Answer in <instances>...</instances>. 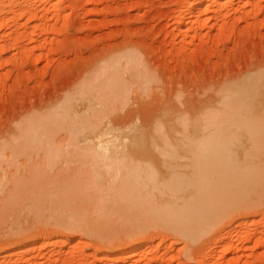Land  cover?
Listing matches in <instances>:
<instances>
[{
  "label": "rangeland",
  "instance_id": "rangeland-1",
  "mask_svg": "<svg viewBox=\"0 0 264 264\" xmlns=\"http://www.w3.org/2000/svg\"><path fill=\"white\" fill-rule=\"evenodd\" d=\"M1 8L0 183L7 184L4 193L13 184L24 188L20 192L24 201L16 206L17 212L22 214L28 212V208H25L28 200L51 197L58 201L63 198L60 190L75 184L79 185L77 191L80 190L77 200H82V203L84 196L90 202V194L95 191L91 186L95 168L99 166L94 161L110 156L119 159L117 162L123 161L124 154L121 152L124 151H132L136 159L141 157L144 162L151 160L152 165L159 170V175L164 172L167 174L168 178L161 177L166 183L176 182L172 181L173 173L168 169L176 167L179 161L183 162V167H176L179 173L186 166L189 168L190 162L197 157L194 152L199 149L203 151V141L209 143L210 139H199L195 137L198 133L193 135V132L191 134L195 138L191 135L192 141L187 140L190 134L186 139L182 135L184 140L179 143L181 136L175 140L178 136L175 135L171 144L170 137L158 138L155 126L160 122L166 123L168 119L180 118L184 116L182 113L185 116L188 114L185 118L181 117L184 119H188L191 114L194 117L200 114L198 122L191 119L195 125L196 122L200 124L203 115L201 110L217 104L223 87L243 86V81L264 73V0H0ZM196 8L198 11H194ZM179 18H183L182 21ZM130 54L137 57L140 67L145 68V77H148L145 83H148L144 87L141 85L142 89L137 87L136 91L131 90L133 92L127 100L121 98L106 106H102L97 98L91 96L92 99L82 93V90L90 93L91 88L92 92L97 88L89 85H95L98 78H105V67L109 63ZM263 84L258 88L256 101L244 102L260 103L251 107L257 110L246 120L238 119L223 124L238 127L229 128L231 133L238 136L234 138L235 146L231 147L238 148L239 151L235 152L253 151L264 155ZM87 86L90 90L86 89ZM65 102V105L72 103V109L77 112V127L86 126L84 132H77V150L70 151L62 144V149L56 148L55 156L42 150L9 157V150L3 151L14 139L18 124L29 120L33 123L48 121L57 114L54 113L60 105L65 106L62 105ZM199 124L196 130L200 128L201 131L203 124L201 127ZM168 125L169 122L164 127ZM63 134H57V139ZM199 137H203L202 133ZM152 141L157 143L151 145ZM174 141L178 142L177 146L174 144L175 147ZM156 150L164 155L160 156ZM167 154L169 156L166 157ZM170 154L176 157H170ZM177 157L180 159L174 163ZM186 159L189 165L184 162ZM169 174L172 175L170 178ZM3 192H0V199L3 198ZM157 193L156 197L159 198ZM77 202L81 209L85 207L86 203ZM27 207H30L29 204ZM13 212L9 210L8 214ZM247 212L241 214L240 218H234L233 215L232 220H229L230 225H239V231L233 235L239 240L237 252L231 250L218 257L212 256V259L205 255L211 246L215 249L228 242L229 237L215 239L213 233L220 227L228 226L226 220L229 217L193 241L169 232L161 233L162 227H159V231H153L157 235L152 237L159 250L148 251L145 256L153 254L156 260L151 264H205L208 261L214 264H264V197L254 211L249 209ZM34 213V210L30 211V214ZM83 213L77 216L87 218L83 220L88 225L82 226L85 228L83 232L75 234V240L71 239L74 242H64L59 234L49 235L42 222L34 220L30 224V214H24L26 217L17 214L21 216L20 225L22 222L24 227L29 224L27 231L33 230V236L26 241L28 243L31 239L29 243L32 246L15 253L14 257H0V264H104L106 260L103 257L116 253L117 249L109 250L103 245L109 241L111 245L121 243L131 219L121 213L101 217L89 214L92 211ZM12 224L15 226L10 216L0 224V246L3 248L14 246L21 239L19 236L14 237L15 240L10 238L7 231ZM249 233L253 234L252 238L247 236ZM143 242L127 247L123 245L122 250ZM206 257L208 261H205ZM115 264L129 262L121 259Z\"/></svg>",
  "mask_w": 264,
  "mask_h": 264
},
{
  "label": "bare ground",
  "instance_id": "bare-ground-1",
  "mask_svg": "<svg viewBox=\"0 0 264 264\" xmlns=\"http://www.w3.org/2000/svg\"><path fill=\"white\" fill-rule=\"evenodd\" d=\"M0 11H2V8L0 9ZM194 11H198V9L196 8V10L194 9ZM203 12L205 13L207 11ZM182 19L180 20L182 21ZM136 58L134 57V55L130 54L129 56H120L112 63H109V65L105 67V78L103 80L98 78L94 82L95 85H89L91 87L94 86V88L95 86L97 87L96 89H94V93L92 92L93 89L91 88L90 90L88 86L87 88H85L87 90L89 88L90 93H86L83 90L82 93L89 95L90 97L92 96L94 99L97 98V101H99L102 106H106L108 105V103H110V105L116 103L121 98L127 100L130 93L133 92H131V90L136 91L135 89L137 87L140 89L141 85H143L144 87V85L148 83V81L145 83L146 79L148 78L147 76L145 77V68L139 66V60L137 59V62ZM121 61H123V63H121ZM150 74L151 73L149 71V75ZM242 83H244L243 86L230 85L225 88L223 87V89L219 92L217 104L209 106L207 109L205 108L206 111L205 109L201 110L202 112L200 113L203 114V118L201 117V119L199 120L200 124L197 123V118H200V114L198 115V117H196L197 115L194 117L193 114H191V116L189 115L188 119L191 120L194 118L193 120L197 121L196 125L199 124V127H201V123L203 124V126L201 127L203 128V130L201 131L199 130L200 128L196 130V128H198V125L196 126L193 120L189 122L187 118L184 119L188 115L186 114L185 116V113H182L185 117L181 113L180 115L178 114L179 116L182 115L181 117L184 118H177L175 115L177 119H168L169 121H167L166 123L168 124L169 122V125L166 127H164V125H167L165 122L164 124L160 122L162 124V128L160 123V126L158 124L157 126H155L154 130L155 132H157L158 138L164 137V139H166L170 137L169 143L171 144V140L173 141L172 137H174L175 139V135H178L175 140L179 139V135L181 136L180 140H178L179 143H181V141L184 140L183 136H185L186 139V136L188 137V135L190 134V137L187 139L189 140L190 138H192L191 133L193 132V135L195 134V132L198 133V135H195V137L197 136L199 139H210L209 143L203 141L204 145L200 146H202V149L204 150L201 151V149H199V151H195L196 153L194 152V154H196L195 156H197L196 159L193 162H190L192 165L189 163L190 167L188 168V166H186L187 168L183 169L181 173H179L178 169L176 168L178 165H181L183 163H181L180 161L179 163H177L178 159H180L179 157H177V161L174 162L178 164L175 165L176 167L169 168L170 162H167L169 164L167 166L169 168H167L168 171L171 174L173 173L172 175L174 179H172V181L176 180V182L168 181V183H166V180L163 178H168L167 174H164V172V175L162 174L163 176L161 174L159 175V170L156 166L152 165L151 160V163L148 161L147 163L146 161L144 162L143 160H141V157H139L140 159H136L137 157L133 156L132 151H124L121 152V154H124L123 161L117 162V160L119 159L114 158L113 156L105 158L101 161H94V163L99 166H96L95 168L96 174L91 185L95 189V191L93 193L91 192L92 194H90V199L92 198L90 202H87L84 196L82 203V200H77V197L79 198L77 192L80 191H77V189L79 188V185L77 184L68 187V189L67 187H65V189L63 188L62 190H60L63 198L58 201L54 200L51 197L44 199H31L32 201L28 200L29 202L27 201L25 203V208H28V212L26 209L27 213L24 214H30V211L32 210L35 211L34 214H30L31 216L28 215L30 216V218H28L30 220V224L31 221L34 220L42 222L46 225V228L44 230L47 231L49 235L50 233H53V235L59 234L60 237H63L62 240L64 242L65 240L74 242L75 234L77 235L78 232H83L85 230V228L83 229V227H87L85 225H88L84 222L85 220H83L87 218H79L77 214H82V212H84L83 214H87L89 213V211H92V213L89 214L94 213L97 214L98 217H101V215H110L112 213H121L122 216L128 215L131 219V225L129 224L130 227H128L126 233H124L122 242L119 244L115 243L114 245H111L110 243L112 242L109 241L110 243H105L103 241L105 243L103 245L104 248H107L109 250L117 249L116 253L114 252L112 253V255H106V257L104 256L105 258L103 257V259L106 260L104 264H115L118 263V261L120 262L121 259L122 261H128L129 264H140L141 262V264H151L156 259L154 260V257L152 256L153 254L147 257L145 256V254L146 252L148 253V251L156 252L159 250V247L153 242L152 238L156 233H154L153 231H157L159 227L165 228L166 230L165 231L160 228L161 231H163L161 233L166 234L167 232H169L176 237L184 236L185 239L187 237V239L189 238V240L192 239L190 241H193L202 234L210 231V229L215 224H219L222 222V220L230 217L228 221L226 220V224L227 222L229 224L228 226L223 224V226L226 227H220L219 230L213 233V235L215 234V239L229 237V240H227L228 242L215 249H212L211 246L210 250L205 255L209 256L208 258H211L212 256L218 257L219 255H224L231 250H235L237 252L239 240L236 237L234 238L233 235H236V233L239 231V225L232 226L230 225L229 220H232L231 216L233 215L234 218H238L241 214L248 213L247 211L249 209L251 211H254L258 206V202H261V199L264 197V157L261 158L263 154L253 151H243L241 153H238L237 151L235 152V150H238V148H233V150L231 147L235 146L233 143H236L235 140L238 136L237 134L234 135L233 133H231L229 128L235 129L238 127L232 125H223L225 123H233L238 119L246 120L252 112L257 110H254V108H252V110L251 107H255L260 104H245L244 102H251L254 100L256 101L258 99V88L261 83H264V73L258 74V76L243 81ZM143 87H141V89ZM95 91L97 92L95 93ZM261 95L263 96L264 92ZM89 96L88 98H90ZM263 99L264 98H262V101L264 102ZM65 104L66 102L62 105ZM60 107L57 108L58 111H60L58 112L56 109L55 111L57 112L53 113L57 114H51L52 116H50L52 118L50 117L48 121L39 120L33 123L31 120V123L29 120L18 124L16 130L14 131V139L3 149V151L9 150V157H11V155L15 156L16 154L18 155V153H25L27 151L38 152L42 150H44L51 156H55L56 148L62 149V144H64V146H66L70 151L77 150V132H84L86 130V126L82 125L81 128L77 127V112L72 109V103L69 102L67 105L61 107V109ZM203 111L205 113H203ZM173 120L175 121L173 122ZM61 132H64L63 136L60 139H57V134L59 135ZM201 133L203 137H199L201 136ZM195 137L193 136V138ZM234 138L236 139L234 140ZM190 140L192 141V139ZM196 140L193 139V141ZM191 141L190 143H192ZM152 142L153 143H151V145H155L156 141ZM174 142L173 145H178L177 141ZM181 145H183V143ZM167 146L170 145L167 144ZM167 146L164 144V147ZM181 148L183 150V146H181ZM20 150L23 151L20 152ZM184 150L186 151L185 147ZM156 151L158 154H161L160 156H162L163 153H159L160 150L159 152L158 150ZM153 152H155L154 149ZM178 152L176 153L177 155ZM182 152L186 155H189L186 153L187 151ZM182 152L180 151L179 153ZM74 153V155H76L77 151H75ZM170 153H172V151ZM8 156L7 158H9ZM167 156L169 155L167 154L166 157ZM171 156L172 155L170 154V157ZM174 156L175 155H173L172 157ZM187 158H190L192 160L190 156H187ZM172 159L173 158H171V161ZM186 161L188 162L187 159L184 162ZM187 162L186 165H189L187 164ZM101 163H104V165H100ZM141 165L143 167H141ZM160 167L161 165L158 168ZM156 174H158L159 176H157ZM172 175L169 174V178ZM161 179H163V181ZM0 184H2L0 187V192H3L4 186L7 184ZM23 189L24 188H22V186L13 184L11 188L5 191V193L3 192V198L0 199V214H2L0 216V224L10 216L13 222H15V226H13L12 224L11 228L7 232L11 239H14V237L17 236H19L18 238H21L18 241L19 243H16V245L14 246L7 245L8 247L4 246L5 248L0 246L2 247L1 250H3L2 256L0 255V257H11L15 253H20L21 251H24L25 249L32 246V244L29 243V240L31 239L28 240V243L26 241L30 236H33V230L28 232L27 227H29V224L27 227L22 226L23 220L21 221L22 223L20 225L21 216H18L17 214L21 215L22 213H18L16 209V206L19 204V202L24 201V199H22L20 195V192ZM155 190L156 192H158V196L160 195L159 198L156 197ZM77 201H80L79 204L86 203L84 205L85 207L86 205L88 206L89 203L90 206L88 207L90 208V210L89 208H83L82 205L81 209L79 207L80 205L77 206ZM28 204L30 207H27ZM78 207L80 211L78 210ZM9 210L12 212L14 210L15 213L13 212L12 214H8ZM85 210H87L86 213ZM17 217L19 218V220L15 221ZM9 226L10 225H8V227ZM43 233L45 234V232ZM90 233L91 231L89 232V234ZM247 236L252 238L253 234L249 233V235ZM18 238H16V241ZM139 242L143 243H140V245L138 246L132 247L133 244H139ZM123 245H126V247L128 245L132 246L131 249L126 248L127 250H122ZM141 256L144 257L142 258ZM204 259L205 261L209 260L207 259V257ZM232 262L234 263V260ZM205 264L214 263L208 261Z\"/></svg>",
  "mask_w": 264,
  "mask_h": 264
}]
</instances>
